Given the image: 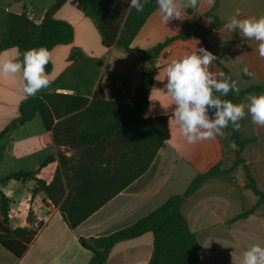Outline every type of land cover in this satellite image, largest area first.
Instances as JSON below:
<instances>
[{
  "label": "crops",
  "instance_id": "1",
  "mask_svg": "<svg viewBox=\"0 0 264 264\" xmlns=\"http://www.w3.org/2000/svg\"><path fill=\"white\" fill-rule=\"evenodd\" d=\"M56 2L0 0V43L8 13H27L40 23ZM213 6L214 2L198 0L196 8H185L181 19L167 24L158 9L154 11L133 40L132 47L150 50L178 37L155 61L141 60L117 45L105 46L97 22L86 14L78 0H68L56 13L57 19L73 25L75 36L73 42L49 51L51 69L46 73L51 85L36 95L63 93L92 100L102 89L108 100L129 101L141 83L143 72L158 63L160 68L149 94L146 116L167 117L171 135L142 176L74 229L44 192L33 193L34 180L0 184L12 200L9 227L36 232L21 256L0 244V264H89L93 253L82 247L81 238H98L135 224L173 196H184L198 176L215 166L221 164L225 170L232 167L237 147L229 146L233 142L231 133L224 129V138L188 142L179 122L170 123L175 105H171L173 101L166 94L167 80H157L164 79L163 69L173 59L195 52L197 48L206 49L205 42L198 36L204 35L217 56L210 69L212 72H224L227 76L230 73L240 90L255 86L261 89L241 95L238 103H246L250 94L264 93V58L256 51L257 43L244 38L239 31L229 32L224 28L237 11L241 13L240 18L264 16V0H220L214 16H209ZM18 58L17 47L0 51V61ZM245 67L252 76L244 75ZM24 83L22 73L0 74V134L20 116V105L27 99L22 90ZM240 125L243 139L256 138L243 151L245 163L230 172L215 174L184 197L182 211L198 238L205 264H243L245 250L252 245L264 247V200L250 188L245 171L246 166L257 188L264 192V127L254 125L249 115ZM56 151L53 133L45 129L37 115L18 125L9 137L0 138V178L14 172H34L37 178L50 183L59 162L56 160L43 168L41 164ZM18 185L23 189L20 196L15 195ZM252 209L251 214L243 216ZM31 215L33 223L28 221ZM13 245L20 252L24 243L15 240ZM153 253L154 234L148 232L115 244L105 264H150Z\"/></svg>",
  "mask_w": 264,
  "mask_h": 264
},
{
  "label": "trees",
  "instance_id": "2",
  "mask_svg": "<svg viewBox=\"0 0 264 264\" xmlns=\"http://www.w3.org/2000/svg\"><path fill=\"white\" fill-rule=\"evenodd\" d=\"M67 1L57 0L40 23L27 13H8L0 51L17 47L18 59L22 60L23 53L31 48L43 46L50 51L58 45L73 42V25L56 18V13ZM78 1L86 14L97 22L105 46L117 45L141 60L155 61L178 38L168 39L150 50L132 47L133 40L147 19L158 9L155 0H150L143 12L129 8L130 0ZM219 3L220 0H214L209 16H214ZM198 36L205 42L206 49L212 52L206 37ZM50 69L49 62L46 70ZM157 72L155 66L143 72L131 103L108 100L102 89L92 100L63 93H43L24 100L20 105L19 118L0 134V138L9 137L18 125L39 115L45 129L53 133L57 150L56 154L44 160L41 168L56 160L59 165L50 183L37 178L34 172H14L0 178V184L6 185L11 180H34L36 186L33 193L44 192L50 202L59 207L68 226L72 229L78 227L142 176L153 163L162 144L170 138L167 117L146 116L149 94ZM228 76L234 80L230 73ZM260 90L255 86L240 90L239 95L229 93L221 99L238 103L241 95ZM226 130L231 133L237 147L235 160L229 170L223 169L221 164L215 166L198 176L184 196H173L135 224L98 238H81L82 247L93 253L89 264H105L115 244L148 232L154 234V253L150 264H205L200 255L198 238L189 227L182 205L184 197L207 179L217 173L230 172L245 163L243 151L256 138L243 139L240 129L234 131L231 125ZM245 171L251 183L250 188L264 200V192L257 188L246 166ZM11 203L12 200L0 188V244L21 256L36 232L29 228L12 230L9 227ZM253 211H247L243 216L247 217ZM28 221L33 223L32 215ZM15 240L24 243L20 252L14 248Z\"/></svg>",
  "mask_w": 264,
  "mask_h": 264
},
{
  "label": "clouds",
  "instance_id": "3",
  "mask_svg": "<svg viewBox=\"0 0 264 264\" xmlns=\"http://www.w3.org/2000/svg\"><path fill=\"white\" fill-rule=\"evenodd\" d=\"M158 11L165 24L172 20L181 19L185 8H196L198 0H155ZM210 3L214 0H209ZM150 0H130L129 8L143 12L144 6ZM237 11L224 25L229 31H239L248 40L257 43L259 56L264 58V16L240 18ZM217 56L205 48H197L195 52L173 59L163 71L166 94L171 97L175 105L171 121L179 122L183 136L188 142L224 138V129L232 126L234 131L240 129V121L246 116L251 117V122L264 127V93L250 94L247 102L234 103L227 97L229 93L239 95L240 88L236 80L224 72L214 73L211 66ZM50 61V52L46 47L31 48L23 53L22 60L6 59L0 61V74L22 73L24 80L23 92L26 98L35 96L39 91L49 88L51 80L46 73V66ZM157 69L160 65H155ZM244 75L252 76L247 67L243 69ZM158 76V75H157ZM163 91L161 89H156ZM219 93V96L215 95ZM210 110H214L211 112ZM235 149V143L229 145ZM243 264H264V247L252 245L243 253Z\"/></svg>",
  "mask_w": 264,
  "mask_h": 264
},
{
  "label": "rangeland",
  "instance_id": "4",
  "mask_svg": "<svg viewBox=\"0 0 264 264\" xmlns=\"http://www.w3.org/2000/svg\"><path fill=\"white\" fill-rule=\"evenodd\" d=\"M39 118V117H38ZM23 191V189H22V185H18V186H16V188H15V192H16V196H20V192H22Z\"/></svg>",
  "mask_w": 264,
  "mask_h": 264
},
{
  "label": "built area",
  "instance_id": "5",
  "mask_svg": "<svg viewBox=\"0 0 264 264\" xmlns=\"http://www.w3.org/2000/svg\"><path fill=\"white\" fill-rule=\"evenodd\" d=\"M126 102H128V103H131V102H132V99H131V100H129V101H126Z\"/></svg>",
  "mask_w": 264,
  "mask_h": 264
}]
</instances>
